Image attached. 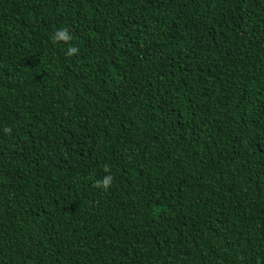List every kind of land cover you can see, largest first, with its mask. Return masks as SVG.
<instances>
[{"label":"trees","instance_id":"16d2710c","mask_svg":"<svg viewBox=\"0 0 264 264\" xmlns=\"http://www.w3.org/2000/svg\"><path fill=\"white\" fill-rule=\"evenodd\" d=\"M0 264H264V0H0Z\"/></svg>","mask_w":264,"mask_h":264},{"label":"clouds","instance_id":"9594fccd","mask_svg":"<svg viewBox=\"0 0 264 264\" xmlns=\"http://www.w3.org/2000/svg\"><path fill=\"white\" fill-rule=\"evenodd\" d=\"M51 40L53 43L62 42L67 44V48L65 51L66 56H73L78 52V48L73 44L69 43L73 40V35L69 31L67 27H59L54 30V33L51 35ZM7 131V129H6ZM105 175L98 177L92 181L94 187L101 189L103 191H107L112 183H113V176L107 166L104 167Z\"/></svg>","mask_w":264,"mask_h":264}]
</instances>
